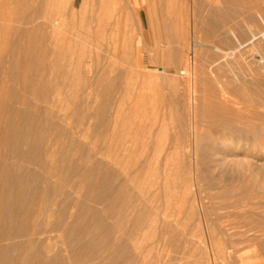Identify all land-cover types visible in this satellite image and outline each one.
Here are the masks:
<instances>
[{
  "label": "rangeland",
  "instance_id": "rangeland-1",
  "mask_svg": "<svg viewBox=\"0 0 264 264\" xmlns=\"http://www.w3.org/2000/svg\"><path fill=\"white\" fill-rule=\"evenodd\" d=\"M263 55L264 0H0V132L51 119L121 178L134 172L127 187L143 202L159 183L170 246L149 234L148 259L221 264L213 243L247 231L233 264H264V128L246 121ZM108 95L114 123L101 135L89 115ZM55 235L50 256L66 255Z\"/></svg>",
  "mask_w": 264,
  "mask_h": 264
},
{
  "label": "bare ground",
  "instance_id": "bare-ground-1",
  "mask_svg": "<svg viewBox=\"0 0 264 264\" xmlns=\"http://www.w3.org/2000/svg\"><path fill=\"white\" fill-rule=\"evenodd\" d=\"M261 61L259 89L251 85L255 75L249 65L251 61L247 70H243L251 81L246 89H250L247 95L250 115L245 120L250 124L256 118L264 128V55ZM111 105L112 98L108 95L95 113L89 115L96 117L94 125L101 135L113 126L115 114H111ZM7 111L14 110L7 106ZM47 123V127L41 122L32 123L31 130L25 132L12 127L0 132L5 145L4 154H0V264H178L183 261L181 256L169 255H159L154 261L148 259L154 243L170 246L166 245L170 241L168 206L159 203V183L150 184L143 202L127 185L134 172L121 178L122 170L113 169L112 161L107 162L104 154L103 158H97L102 153L99 149L92 151L77 144L75 138H68L70 132L61 123L51 119ZM50 138H54V144H49ZM91 202L103 209L99 211ZM52 234L61 240L66 255L50 256L57 248ZM149 234L158 236L152 243L154 247H143L147 245L142 246L140 241ZM246 234L247 231L243 239L240 234H231L222 244L215 241L208 255L221 264H233L238 245L253 240ZM233 237L240 238L233 240ZM177 247L183 251L180 242ZM238 259L240 264H262V261L247 262L245 257Z\"/></svg>",
  "mask_w": 264,
  "mask_h": 264
}]
</instances>
